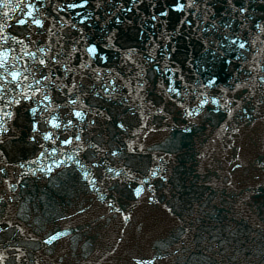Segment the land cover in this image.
<instances>
[{"label": "water", "instance_id": "95a60500", "mask_svg": "<svg viewBox=\"0 0 264 264\" xmlns=\"http://www.w3.org/2000/svg\"><path fill=\"white\" fill-rule=\"evenodd\" d=\"M252 264H264V0H208Z\"/></svg>", "mask_w": 264, "mask_h": 264}]
</instances>
